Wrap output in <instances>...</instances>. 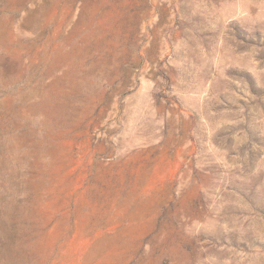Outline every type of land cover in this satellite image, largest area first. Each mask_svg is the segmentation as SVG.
I'll list each match as a JSON object with an SVG mask.
<instances>
[{
    "label": "rangeland",
    "instance_id": "obj_1",
    "mask_svg": "<svg viewBox=\"0 0 264 264\" xmlns=\"http://www.w3.org/2000/svg\"><path fill=\"white\" fill-rule=\"evenodd\" d=\"M0 264H264V0H0Z\"/></svg>",
    "mask_w": 264,
    "mask_h": 264
}]
</instances>
